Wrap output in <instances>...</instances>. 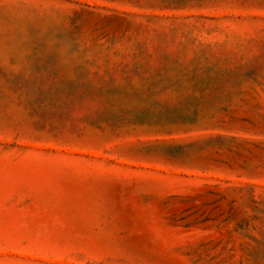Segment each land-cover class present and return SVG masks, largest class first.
Instances as JSON below:
<instances>
[{
  "label": "rangeland",
  "instance_id": "1",
  "mask_svg": "<svg viewBox=\"0 0 264 264\" xmlns=\"http://www.w3.org/2000/svg\"><path fill=\"white\" fill-rule=\"evenodd\" d=\"M0 264H264V0H0Z\"/></svg>",
  "mask_w": 264,
  "mask_h": 264
}]
</instances>
